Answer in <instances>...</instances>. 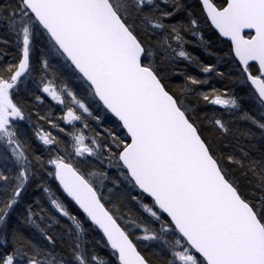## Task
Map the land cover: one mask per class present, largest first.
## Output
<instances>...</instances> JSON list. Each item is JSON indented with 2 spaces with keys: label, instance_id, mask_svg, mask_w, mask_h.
Returning a JSON list of instances; mask_svg holds the SVG:
<instances>
[{
  "label": "snow or ice",
  "instance_id": "6c2138e0",
  "mask_svg": "<svg viewBox=\"0 0 264 264\" xmlns=\"http://www.w3.org/2000/svg\"><path fill=\"white\" fill-rule=\"evenodd\" d=\"M0 45V264H264V0H0Z\"/></svg>",
  "mask_w": 264,
  "mask_h": 264
},
{
  "label": "trees",
  "instance_id": "16d2710c",
  "mask_svg": "<svg viewBox=\"0 0 264 264\" xmlns=\"http://www.w3.org/2000/svg\"><path fill=\"white\" fill-rule=\"evenodd\" d=\"M189 2L192 3V2H194V0H189ZM217 2L223 3L224 0H217ZM217 37H218V35L214 32V30L212 32H208V31L205 32V38L210 39L212 41V43L209 45V50L210 51H216V50H218V48H224L226 50L227 45L226 44H218L217 43ZM189 39H191L193 41L192 44H189L187 46V48L190 52H192L194 55L199 57L200 60L205 62V63L215 62L216 56L210 55L208 52H205V50L202 47L196 46V39L197 38L189 37ZM219 39L221 40V38H219ZM0 47H2V45H0ZM13 51H14V49L9 48L10 55L5 57L6 60L12 59L11 53ZM37 55H39L38 52H37ZM34 59H35V57H34ZM179 67H180V69L186 70L188 73H190L192 75H196L198 77H203V75H204L202 72L199 71V69L197 67H195L194 65L187 64V62H184V61H181ZM221 70L222 71L225 70L223 68V66H221ZM37 79H38V77H37ZM67 82H68L70 87H73L79 93V90H80L79 85H77L72 80H68ZM173 83L174 84L183 83V78L182 77L174 78ZM212 83H214L217 87H222V85H223V81L219 80L218 78L216 80H213ZM27 87H28L29 91L26 93L22 92L19 99L21 100L22 103H24L25 108L31 113V115L33 117V124L39 125L40 127H43L45 130H51V131H53L54 134H56L57 130L52 129L46 120H40L37 116V113H39L40 115H43V116H48L51 113L54 118H59L62 115L63 106L56 104L54 101H51L50 98H46L43 103L35 101L33 93L40 94V95H46V94L40 93L38 88H36L35 84H33L32 82H29ZM205 87H207V86H205ZM22 88H23V86H22ZM238 91H239V89H238ZM243 103L245 105H247L248 102L244 101ZM58 122L61 123L62 126L66 127V128H70L69 125H64L59 120H58ZM92 123L94 124L95 122H92ZM105 126H109V122L107 119H105ZM25 127L27 129L28 135L32 138L30 142L34 146H36L37 148H41L42 146L39 144V141L34 136V132L32 131V126L31 125H25ZM60 135H63V134H60ZM50 183L52 184L54 190H56V182L51 181ZM29 193H30V195H29L28 199H33L37 196H41V197L44 196L42 191L39 189H36V190L30 189ZM70 207L72 210L78 211V209L76 208V206L73 203L70 204ZM100 251H101V253H103L105 250L100 249Z\"/></svg>",
  "mask_w": 264,
  "mask_h": 264
},
{
  "label": "water",
  "instance_id": "95a60500",
  "mask_svg": "<svg viewBox=\"0 0 264 264\" xmlns=\"http://www.w3.org/2000/svg\"><path fill=\"white\" fill-rule=\"evenodd\" d=\"M247 31V30H246ZM215 32V31H214ZM218 35V33H216ZM224 38H221V40H223ZM62 191V190H61ZM70 199V198H69ZM74 204V203H73Z\"/></svg>",
  "mask_w": 264,
  "mask_h": 264
}]
</instances>
